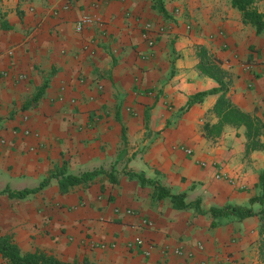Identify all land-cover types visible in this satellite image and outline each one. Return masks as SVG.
<instances>
[{"label":"crops","instance_id":"0c3cea01","mask_svg":"<svg viewBox=\"0 0 264 264\" xmlns=\"http://www.w3.org/2000/svg\"><path fill=\"white\" fill-rule=\"evenodd\" d=\"M156 1L0 0V237L21 254L64 263L263 264L259 215L209 211L264 210L251 204L264 197V128L263 149L246 154L244 127L203 135L216 122L220 93L186 106L219 88L197 68L203 49L226 73L233 106L264 126V29L244 24L229 0ZM255 8L264 13V0ZM83 16L93 21L78 33ZM62 167L102 173L66 194L54 179L23 199L3 193L37 188ZM157 184L185 194L190 208L158 199ZM137 238L143 246L128 249Z\"/></svg>","mask_w":264,"mask_h":264},{"label":"trees","instance_id":"16d2710c","mask_svg":"<svg viewBox=\"0 0 264 264\" xmlns=\"http://www.w3.org/2000/svg\"><path fill=\"white\" fill-rule=\"evenodd\" d=\"M259 1L263 0H229L232 8L241 13L242 22L244 24L253 26L256 29L257 33L261 32L264 29V13H259L255 8V3ZM158 10L160 12H163L161 6L158 7ZM198 57L200 58V62L197 67L199 72L214 79L219 84V88L211 91L210 93H200L191 97L189 99V102L187 103L186 108H189L193 104L200 102L205 96H207V94L220 93L218 100L211 110V113L215 117L216 122L213 124H204L203 135L206 138L214 139L220 137L226 127H244L246 139V154L252 151L263 149V144L260 141L264 128L262 120L255 114L250 115L244 113L233 106L230 99L226 96L227 84L224 82L226 73L219 67V62L216 59L208 55L207 52L203 49H201L198 53ZM41 93L42 90L37 93V95L34 97V100H36L41 95ZM99 173H102V171L85 173L80 176H76L67 173L66 168L62 167L57 171L50 173L45 179H43V181L40 182L37 188L19 192L6 189L3 193L7 194L9 198L23 199L30 194L40 192L49 185L51 180L54 179L57 181L59 194H66L73 187L87 183L93 176ZM127 175L130 179L137 178L142 185H144L145 183L156 182L147 180L144 175L141 174L128 173ZM258 186L260 188H263L264 186V171L259 175ZM156 189L158 192V199L169 198L173 208L179 210L190 208V205L185 203V194L173 195L169 192L168 189L161 186L160 184H157ZM256 202L264 206V197L261 196L251 199V204ZM194 204L195 205L193 207H195V209H199L200 202L196 201ZM209 214L213 218L230 214L235 216L239 220L259 215L262 222L259 234L262 238L261 245L263 247L260 256L264 264V210L259 213H254L251 207L242 209L226 206L222 209H211L209 211ZM0 257L7 261L8 264H91L86 260H83L81 262L75 260L72 263H64L57 260L53 256L39 251L21 254L19 248L13 242L10 236L0 237Z\"/></svg>","mask_w":264,"mask_h":264},{"label":"built area","instance_id":"2783aa9c","mask_svg":"<svg viewBox=\"0 0 264 264\" xmlns=\"http://www.w3.org/2000/svg\"><path fill=\"white\" fill-rule=\"evenodd\" d=\"M93 19L89 16H83L81 17L78 21H76L75 23V31L76 32H81L86 26L90 25L92 23ZM145 30L148 31L149 30V26H145ZM145 39H147L148 44L151 45L152 41L151 39L147 38V36L145 35ZM250 68V67H248ZM127 214H132L131 211H126ZM143 224L147 227H151V223H149L147 220H143L142 221ZM144 244L143 240L141 238H137L132 242L127 243L126 247L128 249H134V248H138V247H142Z\"/></svg>","mask_w":264,"mask_h":264},{"label":"rangeland","instance_id":"374dc122","mask_svg":"<svg viewBox=\"0 0 264 264\" xmlns=\"http://www.w3.org/2000/svg\"><path fill=\"white\" fill-rule=\"evenodd\" d=\"M161 4V0H157L156 2H155V5L156 6H158V5H160ZM258 185V184H257Z\"/></svg>","mask_w":264,"mask_h":264}]
</instances>
